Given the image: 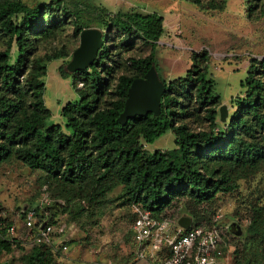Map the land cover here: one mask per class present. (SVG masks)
<instances>
[{
  "label": "trees",
  "instance_id": "obj_1",
  "mask_svg": "<svg viewBox=\"0 0 264 264\" xmlns=\"http://www.w3.org/2000/svg\"><path fill=\"white\" fill-rule=\"evenodd\" d=\"M53 1L66 17H71L73 35L87 27L103 32V44L92 64L75 71L91 78L93 95L79 92L77 100L66 102L60 108L63 125L44 127L49 111L42 100L44 86L40 77L44 75V66L40 62L59 54L54 52L29 62L25 34L40 30L41 10L48 3L41 0L30 6L22 0H1L0 32L7 37V47L14 41L17 54L8 63L7 48L0 51V163L14 156L29 169L41 170L63 183L85 180L94 197L105 194L114 183L121 184L129 206L136 204L158 213L174 198L199 204L217 193L232 191L235 184L230 180L228 169L245 164L252 167L264 159V58L249 61L246 70L249 88L236 101V110L222 129L212 109L218 96L213 92V79L203 65L206 52L191 54V65L183 77L165 82L159 76L155 42L163 33L161 15L133 8L110 10L93 0ZM188 1L200 5L199 0ZM107 31H115L128 40L136 37L147 43L149 50L145 57L128 58L129 67L135 73H120L113 99L107 106L98 108L96 95L105 84L99 77L98 66L108 55L109 49L104 43ZM151 64L164 84L158 115L147 113L119 124L117 117L130 81L142 76ZM58 72L62 77L69 75L61 67ZM188 93L204 110L208 130L193 132L182 124H175L174 107L183 108L177 94ZM255 130L261 131V139L254 136ZM165 131L173 134L172 149L148 152L139 142L151 143ZM80 203L86 206L84 199ZM0 222L2 253L15 244L4 232L10 225L1 218ZM54 254L51 247L33 243L25 255V264H52Z\"/></svg>",
  "mask_w": 264,
  "mask_h": 264
},
{
  "label": "rangeland",
  "instance_id": "obj_2",
  "mask_svg": "<svg viewBox=\"0 0 264 264\" xmlns=\"http://www.w3.org/2000/svg\"><path fill=\"white\" fill-rule=\"evenodd\" d=\"M22 1L32 6L41 0ZM44 1L48 5L41 10L40 30L28 31L25 36L29 42V62L54 52L59 54L40 62L44 66V75L40 77L44 86L42 100L49 111L43 125L47 127L63 125L60 108L66 102L77 100L79 92L84 95H93V92L89 76L68 72L64 67L78 45V35L72 34L71 17H66L53 0ZM93 1L110 10L133 8L163 17V33L155 42V62L165 82L184 76L191 65V54L206 52L203 65L213 79V92L218 96L212 109L219 127H226L236 110V101L249 88L246 77L249 61L264 58V0H199L200 5L188 0ZM104 36L109 51L98 66L99 77L105 81L96 95L98 108L107 106L113 99L120 73H135L129 67L128 58L145 57L149 50L148 44L136 37L128 40L115 31H107ZM128 43L131 44L128 46ZM6 45L7 37L0 32V51L7 48L8 63H12L17 54L16 44L11 41L9 47ZM58 67L69 75L62 77ZM177 95L183 108L174 107L175 124H182L193 132L208 130L204 110L195 103L191 93ZM220 105L226 107L224 121L218 119ZM261 135V131L255 130V137L261 139ZM139 142L148 152L174 148L170 131L151 143ZM228 174L235 184L232 191L217 193L199 204L179 198L170 207L177 213L188 212L196 223H207L219 211L222 221L230 225L229 264H261L264 261V159L252 167L233 166ZM43 192L59 203L58 209L52 211L62 226V232L54 236L52 264H136L130 253L131 209L121 184L114 183L105 194L94 197L87 181L63 183L41 170L29 169L14 156L0 163V218L13 225L14 234L7 237L15 244L8 252L0 253V264H25V255L33 242L23 227L20 211L37 204ZM82 199L85 207L80 203Z\"/></svg>",
  "mask_w": 264,
  "mask_h": 264
},
{
  "label": "built area",
  "instance_id": "obj_3",
  "mask_svg": "<svg viewBox=\"0 0 264 264\" xmlns=\"http://www.w3.org/2000/svg\"><path fill=\"white\" fill-rule=\"evenodd\" d=\"M175 200L158 213L130 205L133 261L136 264H229L230 225L222 221V214L214 212L209 223L195 224L188 212L177 213L170 207ZM57 206L59 203L43 192L37 204L20 211L23 227L31 234L32 242L45 244L53 250L54 236L62 232L52 211ZM180 217L189 219L186 227L178 223ZM0 226H3L1 222ZM4 232L14 234L13 225L5 227Z\"/></svg>",
  "mask_w": 264,
  "mask_h": 264
},
{
  "label": "water",
  "instance_id": "obj_4",
  "mask_svg": "<svg viewBox=\"0 0 264 264\" xmlns=\"http://www.w3.org/2000/svg\"><path fill=\"white\" fill-rule=\"evenodd\" d=\"M103 44V32L96 27H87L78 34V45L71 52L70 59L65 63V70L74 72L84 70L92 64L98 50ZM164 90V84L159 79L154 66L151 64L144 74L133 78L126 90L123 107L118 114L117 121L123 125L127 119L134 116H153L159 113V101ZM225 105L218 107V119L224 121ZM189 219L180 217L178 223L186 227ZM264 264V263H262Z\"/></svg>",
  "mask_w": 264,
  "mask_h": 264
},
{
  "label": "crops",
  "instance_id": "obj_5",
  "mask_svg": "<svg viewBox=\"0 0 264 264\" xmlns=\"http://www.w3.org/2000/svg\"><path fill=\"white\" fill-rule=\"evenodd\" d=\"M4 264H7L6 262H3Z\"/></svg>",
  "mask_w": 264,
  "mask_h": 264
}]
</instances>
